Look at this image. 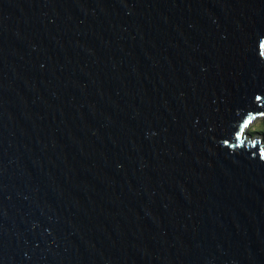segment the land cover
I'll return each instance as SVG.
<instances>
[{"label": "water", "instance_id": "water-1", "mask_svg": "<svg viewBox=\"0 0 264 264\" xmlns=\"http://www.w3.org/2000/svg\"><path fill=\"white\" fill-rule=\"evenodd\" d=\"M261 42L264 0H0V264H264Z\"/></svg>", "mask_w": 264, "mask_h": 264}, {"label": "snow or ice", "instance_id": "snow-or-ice-1", "mask_svg": "<svg viewBox=\"0 0 264 264\" xmlns=\"http://www.w3.org/2000/svg\"><path fill=\"white\" fill-rule=\"evenodd\" d=\"M259 46H260L261 49H264V42H261ZM254 99L255 100L264 99V91H259L258 93H254ZM261 115L264 116V113H261ZM251 120H252V118L249 117L248 120L244 121V123H243V128L244 129H246L249 126V124L251 123ZM222 139H223V144L225 145V150H226V147L229 144V140L227 138H223V137H222ZM241 143H243V141H241ZM233 147H236V145H233ZM259 157H260L261 160H264V149L260 150Z\"/></svg>", "mask_w": 264, "mask_h": 264}, {"label": "rangeland", "instance_id": "rangeland-1", "mask_svg": "<svg viewBox=\"0 0 264 264\" xmlns=\"http://www.w3.org/2000/svg\"><path fill=\"white\" fill-rule=\"evenodd\" d=\"M252 128V131L255 133H262L264 134V119H258L257 121L254 122V124L250 127Z\"/></svg>", "mask_w": 264, "mask_h": 264}, {"label": "trees", "instance_id": "trees-1", "mask_svg": "<svg viewBox=\"0 0 264 264\" xmlns=\"http://www.w3.org/2000/svg\"><path fill=\"white\" fill-rule=\"evenodd\" d=\"M250 133H251V134H255V132L252 131V128L250 129Z\"/></svg>", "mask_w": 264, "mask_h": 264}, {"label": "clouds", "instance_id": "clouds-1", "mask_svg": "<svg viewBox=\"0 0 264 264\" xmlns=\"http://www.w3.org/2000/svg\"><path fill=\"white\" fill-rule=\"evenodd\" d=\"M253 124H254V123H253ZM253 124H252V125H253ZM249 130H250V129H249Z\"/></svg>", "mask_w": 264, "mask_h": 264}, {"label": "bare ground", "instance_id": "bare-ground-1", "mask_svg": "<svg viewBox=\"0 0 264 264\" xmlns=\"http://www.w3.org/2000/svg\"><path fill=\"white\" fill-rule=\"evenodd\" d=\"M251 126H252V125H251ZM251 126H250V127H251Z\"/></svg>", "mask_w": 264, "mask_h": 264}]
</instances>
